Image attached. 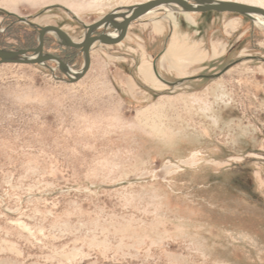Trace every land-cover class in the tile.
<instances>
[{"label":"rangeland","instance_id":"1","mask_svg":"<svg viewBox=\"0 0 264 264\" xmlns=\"http://www.w3.org/2000/svg\"><path fill=\"white\" fill-rule=\"evenodd\" d=\"M145 1L0 0V48ZM44 52L83 64L53 33ZM90 57L73 83L0 64V264H264V26L157 9Z\"/></svg>","mask_w":264,"mask_h":264},{"label":"water","instance_id":"2","mask_svg":"<svg viewBox=\"0 0 264 264\" xmlns=\"http://www.w3.org/2000/svg\"><path fill=\"white\" fill-rule=\"evenodd\" d=\"M176 5L182 11L192 13H203L209 11L215 12H230L242 14L250 17L251 14L259 15L264 20V8L246 4L232 0H147L145 2L133 4L127 7H119L113 9L111 12L105 14L96 21L85 26V33L81 41H75L63 29L55 25L40 26L34 23H29L26 18L17 17L19 21L27 22L37 32V45L32 48H21L16 50H9L0 48V64H45L47 61H54L57 67L62 72L66 81L73 83L81 79L90 67L91 57L90 50L93 44L100 42L105 45H113L120 43L126 36L129 26L132 22L138 20L152 10H156L161 6ZM14 15V14H9ZM251 18V17H250ZM102 29L96 34V31ZM107 30L116 31L115 36H111ZM53 33L59 43L63 46L78 49L83 55V64L79 71H73L70 66L64 62L59 56L44 52L45 35ZM234 63L224 67L221 72L214 75H200L205 78H216L227 71ZM155 71V70H154ZM156 76L157 73H156ZM159 77V76H158ZM175 86L181 81L175 83H168Z\"/></svg>","mask_w":264,"mask_h":264},{"label":"bare ground","instance_id":"3","mask_svg":"<svg viewBox=\"0 0 264 264\" xmlns=\"http://www.w3.org/2000/svg\"><path fill=\"white\" fill-rule=\"evenodd\" d=\"M158 9H162V10H164V11H181V12H185V11H182L178 6H176V5H166V6H161V7H159ZM157 10V9H156ZM155 10H152V11H150L149 13H147L146 15H148V14H150V13H152V12H154ZM186 13H189V12H186ZM192 13V12H191ZM223 13V12H222ZM227 13H230V12H227ZM146 15H144V16H146ZM144 16H142V17H144ZM141 17V18H142ZM250 17L252 18V19H254L257 23H259L260 25H262V26H264V20H263V18L261 17V16H259V15H256V14H251L250 15ZM173 18V17H172ZM140 19V18H139ZM156 26H157V24H155ZM108 32H109V34L111 35V36H115L117 33H116V31H111V30H107ZM83 39V37L79 40V41H81ZM73 40H75V39H73ZM75 41H77V40H75ZM172 49V48H171ZM141 71H142V74H143V76L146 78V80H148V81H155V77H154V75H153V73H152V71H151V69H150V67L149 66H145V65H142L141 66ZM76 72V71H75ZM156 75V74H155Z\"/></svg>","mask_w":264,"mask_h":264},{"label":"crops","instance_id":"4","mask_svg":"<svg viewBox=\"0 0 264 264\" xmlns=\"http://www.w3.org/2000/svg\"><path fill=\"white\" fill-rule=\"evenodd\" d=\"M181 41H183V40H181ZM173 48L176 49L175 47H173ZM173 48H172V50H173ZM182 49H184L185 51L187 50L189 53H186L185 52V53H180V54H177V53H172V54H174V55H181V56H183V58H185V60H193L194 58H197L198 54L197 53H193L190 48L189 49H186V47H185V48H182ZM182 49H179V50H182ZM151 64L156 69V66H157L156 64L157 63L153 61V63L151 62Z\"/></svg>","mask_w":264,"mask_h":264},{"label":"flooded vegetation","instance_id":"5","mask_svg":"<svg viewBox=\"0 0 264 264\" xmlns=\"http://www.w3.org/2000/svg\"><path fill=\"white\" fill-rule=\"evenodd\" d=\"M99 33V32H98ZM97 32H96V34H98Z\"/></svg>","mask_w":264,"mask_h":264}]
</instances>
